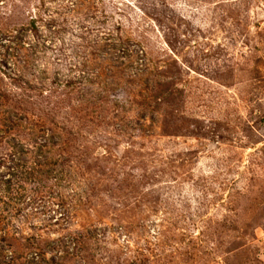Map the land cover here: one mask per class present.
Masks as SVG:
<instances>
[{"label": "rangeland", "instance_id": "rangeland-1", "mask_svg": "<svg viewBox=\"0 0 264 264\" xmlns=\"http://www.w3.org/2000/svg\"><path fill=\"white\" fill-rule=\"evenodd\" d=\"M0 264H264V0H0Z\"/></svg>", "mask_w": 264, "mask_h": 264}]
</instances>
